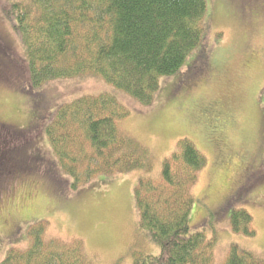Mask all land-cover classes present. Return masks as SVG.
Instances as JSON below:
<instances>
[{
    "label": "trees",
    "instance_id": "16d2710c",
    "mask_svg": "<svg viewBox=\"0 0 264 264\" xmlns=\"http://www.w3.org/2000/svg\"><path fill=\"white\" fill-rule=\"evenodd\" d=\"M207 14V0L11 3L3 7V15L17 36L20 52L0 39V85L25 94L39 90L32 102L37 104L45 101L41 99L45 85L95 75L142 106H151L161 80L176 75L200 46L209 28ZM51 105L43 104L45 109ZM207 105L211 112L217 103ZM208 110L203 111V116L209 114L204 116L210 122L207 141L214 140L211 146L225 148L229 155L225 111ZM129 115L115 93L61 104L50 112L43 129L51 159L27 130L0 122V215L32 180L49 183L54 196L65 201L69 189L77 191L97 177L140 171L143 175L135 189L137 227L158 245L159 253H134L131 264H215L216 240L192 232L190 221L205 158L192 142L181 141L180 151L155 173L151 150L119 126ZM229 223L236 234L256 235L246 210H234ZM30 239L25 248L10 246L2 264H95L80 240H46L41 227L31 229ZM224 264H264V258L233 246Z\"/></svg>",
    "mask_w": 264,
    "mask_h": 264
},
{
    "label": "rangeland",
    "instance_id": "374dc122",
    "mask_svg": "<svg viewBox=\"0 0 264 264\" xmlns=\"http://www.w3.org/2000/svg\"><path fill=\"white\" fill-rule=\"evenodd\" d=\"M20 1L0 0V39L17 54L19 42L3 7ZM229 2L207 0L209 28L200 46L176 75L161 80L151 106H142L95 75L53 81L41 91L45 101L37 104L32 102L39 90L25 94L0 85V122L27 130L50 159L43 132L50 112L80 97L104 93L117 94L128 107L130 115L119 126L151 150L155 173L180 151L181 141L192 142L205 158L194 188L192 232L216 240L215 264H224L233 246L264 258V0ZM204 57L212 62L210 71L201 63ZM210 101L225 111L229 155L221 156L220 149L211 146L214 140L207 141L210 122L204 116L209 114L203 116V111ZM44 103L52 105L45 109ZM142 175L134 171L97 177L77 191L69 189L65 201L54 196L44 180L28 182L16 203L0 215V264L10 246L27 247L31 229L38 227L46 240L82 241L95 264H131L134 253H159L158 245L137 227L135 189ZM234 210L253 217L255 237L233 232L229 221Z\"/></svg>",
    "mask_w": 264,
    "mask_h": 264
},
{
    "label": "flooded vegetation",
    "instance_id": "af4514ba",
    "mask_svg": "<svg viewBox=\"0 0 264 264\" xmlns=\"http://www.w3.org/2000/svg\"><path fill=\"white\" fill-rule=\"evenodd\" d=\"M202 65L208 70L210 71L211 69H213V66H212V62L210 63L209 59L208 58H205L203 59V61L201 62ZM217 110V107L211 109V112L212 113H215ZM218 111V110H217ZM213 120H219V116H213ZM219 121H213V123H217ZM221 122V121H220ZM217 145V144H216ZM223 152V154L225 153L224 149H221L220 152ZM222 156V154H220Z\"/></svg>",
    "mask_w": 264,
    "mask_h": 264
},
{
    "label": "bare ground",
    "instance_id": "6f19581e",
    "mask_svg": "<svg viewBox=\"0 0 264 264\" xmlns=\"http://www.w3.org/2000/svg\"><path fill=\"white\" fill-rule=\"evenodd\" d=\"M37 167H38V165H37Z\"/></svg>",
    "mask_w": 264,
    "mask_h": 264
}]
</instances>
